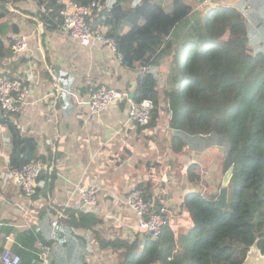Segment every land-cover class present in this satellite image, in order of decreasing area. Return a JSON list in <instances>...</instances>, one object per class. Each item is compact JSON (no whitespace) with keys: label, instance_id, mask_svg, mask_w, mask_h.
<instances>
[{"label":"crops","instance_id":"crops-1","mask_svg":"<svg viewBox=\"0 0 264 264\" xmlns=\"http://www.w3.org/2000/svg\"><path fill=\"white\" fill-rule=\"evenodd\" d=\"M184 1L192 8V17H203L215 8L264 12V0ZM102 3L110 7V0ZM6 6L0 40L10 49L0 59V76L24 83L28 92L20 113H0V253L19 255L20 264H117L122 249L103 247L100 241L136 242L139 251L144 247L138 219L124 205L126 194L136 185H150V200L163 210L173 233L174 252L181 250V237L191 226L184 200L195 192L212 196L220 188L221 148H202L204 135L197 141L181 134L178 139L179 130L171 123L175 118L171 100L161 99L160 117L151 127L127 123L129 101L111 103L99 118L92 116L87 105L90 89L104 85L128 97L134 94L141 71L123 65L107 46L82 45L60 27L46 30L43 24L41 30L37 13L48 15L52 8L46 10L32 0ZM163 6L170 9L171 1L164 0ZM17 36L28 38L24 53L11 48ZM5 120L21 135L33 137L35 156L44 167L30 199L8 174L12 139ZM79 181L96 190L94 207L80 204L74 193ZM62 211L64 218L59 217ZM80 213L91 218L81 224ZM66 216H78L77 226L67 229L62 223L59 242L39 239L48 228L52 237L62 219L72 222ZM54 220L57 225L52 228ZM41 244L49 248L46 263Z\"/></svg>","mask_w":264,"mask_h":264},{"label":"trees","instance_id":"trees-1","mask_svg":"<svg viewBox=\"0 0 264 264\" xmlns=\"http://www.w3.org/2000/svg\"><path fill=\"white\" fill-rule=\"evenodd\" d=\"M23 1L0 0V18L7 13L3 5ZM32 1L53 9L48 15L37 13L46 30L61 26L56 0ZM75 1L87 5L93 0ZM163 1L110 0V7L97 16L92 29L98 32L104 27L122 64L141 71L132 99L123 101L153 102L147 126L157 124L161 99L171 100L175 114L171 123L179 130L178 139L181 134L197 141L204 135L202 148H221V174L232 168L227 205L219 209L216 197L190 193L183 208L191 226L176 252L167 223L158 239L145 237L141 251L136 242H100L103 247L122 249L117 264H242L255 239L264 251V12H249V6L243 12L215 8L203 17H192V8L184 0H170V9ZM9 49L0 40V59ZM160 69L166 70L164 75ZM3 122L12 139L10 169L37 160L33 137L21 135L10 121ZM134 188L151 201L150 185ZM77 217L68 218L72 222L62 219L52 237L48 228L39 239L58 241L62 223L71 229L77 226ZM79 217L81 224L91 218L82 213Z\"/></svg>","mask_w":264,"mask_h":264},{"label":"built area","instance_id":"built-area-1","mask_svg":"<svg viewBox=\"0 0 264 264\" xmlns=\"http://www.w3.org/2000/svg\"><path fill=\"white\" fill-rule=\"evenodd\" d=\"M56 4L60 7L59 15L62 19L60 28L69 37L76 39L82 45L98 43L107 46L116 53L114 40L105 33L96 32L92 29L91 22L96 19L98 14L108 10V6L105 3L93 0L87 5H80L74 0H56ZM39 27L41 30L43 29V22L39 23ZM11 48L15 53L26 52L28 38L25 36L15 37ZM27 92L28 88L24 83L8 76H0V113L5 115L20 113ZM126 97L125 93L104 85L90 89L87 102L89 112L92 116L99 118L109 104L122 101ZM153 106V102L149 99H144L140 102L129 101L127 123L138 127H147ZM43 169L41 162L33 160L23 165L20 169L9 170L8 174L13 184L22 190L26 198L30 199L36 193L37 179ZM74 193L80 204L85 208L94 207L97 203L96 190L90 185H83L79 181L74 185ZM124 205L137 217V230L144 237H149L152 240L158 239L163 226L167 223L163 216V210H158L153 202L146 201L143 197V192L138 188H132L126 194ZM59 217H65L63 211ZM66 217L70 218L69 216ZM56 225L57 220L51 222L52 228H55ZM39 248L40 255L46 263L49 248L42 244ZM20 261V256L9 250H3L0 253L1 264H20Z\"/></svg>","mask_w":264,"mask_h":264},{"label":"water","instance_id":"water-1","mask_svg":"<svg viewBox=\"0 0 264 264\" xmlns=\"http://www.w3.org/2000/svg\"><path fill=\"white\" fill-rule=\"evenodd\" d=\"M3 8H8L6 5H3ZM36 22L38 18L33 17ZM133 93L128 94V98L132 99ZM232 175V168L224 173L221 180V186L218 190L214 191L213 197H216L215 207L219 209H225L228 199V184L230 177ZM242 264H264V251L258 246V239H255L252 245L249 246L246 256Z\"/></svg>","mask_w":264,"mask_h":264},{"label":"rangeland","instance_id":"rangeland-1","mask_svg":"<svg viewBox=\"0 0 264 264\" xmlns=\"http://www.w3.org/2000/svg\"><path fill=\"white\" fill-rule=\"evenodd\" d=\"M160 72H161V74H163L164 75V73L166 72V70L165 69H160ZM162 75V76H163ZM161 82H163L164 80L161 78ZM162 85H163V83H161ZM169 98V97H168ZM169 99H171V98H169Z\"/></svg>","mask_w":264,"mask_h":264}]
</instances>
